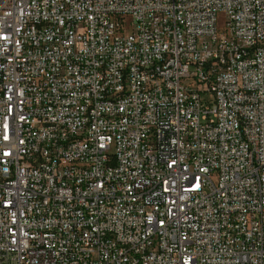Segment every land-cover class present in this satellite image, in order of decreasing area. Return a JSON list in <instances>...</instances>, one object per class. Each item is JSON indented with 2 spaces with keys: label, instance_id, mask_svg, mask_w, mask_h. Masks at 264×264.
I'll list each match as a JSON object with an SVG mask.
<instances>
[{
  "label": "built area",
  "instance_id": "2783aa9c",
  "mask_svg": "<svg viewBox=\"0 0 264 264\" xmlns=\"http://www.w3.org/2000/svg\"><path fill=\"white\" fill-rule=\"evenodd\" d=\"M0 264H264V0H0Z\"/></svg>",
  "mask_w": 264,
  "mask_h": 264
},
{
  "label": "rangeland",
  "instance_id": "374dc122",
  "mask_svg": "<svg viewBox=\"0 0 264 264\" xmlns=\"http://www.w3.org/2000/svg\"><path fill=\"white\" fill-rule=\"evenodd\" d=\"M206 98H207L208 100H212V99H213V95H212V94H207V95H206Z\"/></svg>",
  "mask_w": 264,
  "mask_h": 264
}]
</instances>
